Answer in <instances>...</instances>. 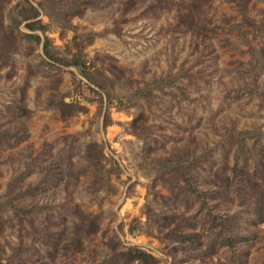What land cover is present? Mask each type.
<instances>
[{"label":"rangeland","instance_id":"1","mask_svg":"<svg viewBox=\"0 0 264 264\" xmlns=\"http://www.w3.org/2000/svg\"><path fill=\"white\" fill-rule=\"evenodd\" d=\"M176 1L0 0V264H264V0Z\"/></svg>","mask_w":264,"mask_h":264},{"label":"trees","instance_id":"2","mask_svg":"<svg viewBox=\"0 0 264 264\" xmlns=\"http://www.w3.org/2000/svg\"><path fill=\"white\" fill-rule=\"evenodd\" d=\"M172 2V4H175L174 7V11L176 13L175 17L177 19H179V22L178 23H181L183 22L184 25L186 27L189 28V30L191 31V34H195L197 37H201V38H209L210 37V34L208 32H206L207 30H210L211 31V28L205 24V21L202 22V24H199V22L201 21V19L199 17H195L194 15V12L192 9H190L189 6H184L182 2H178L176 0H170ZM188 5V4H187ZM35 10V15L38 14L36 8L34 7L33 8ZM181 12H188L187 14H181ZM175 18V19H176ZM40 21L39 20H34L33 22L31 23H28L26 24L27 27L29 29H35L37 28L35 25H37V23H39ZM113 30V29H112ZM115 31V30H114ZM100 34H103V33H100ZM37 41H40V35L38 34H34L33 36ZM48 38L45 37V40L43 42V53L46 57L48 58H51V59H57L54 57V55L50 54V51L48 49ZM247 65L249 66V63H247ZM183 67L180 68V70L182 69ZM178 72V74H181L182 72ZM107 71L110 73H114V71L112 70L111 66L109 68H107ZM113 71V72H112ZM103 72L102 71L100 73L101 77H107L105 74L103 76ZM83 75L89 79V81L91 80L93 83H94V80L92 77H90V73L86 70L84 72H82ZM184 74L186 75L187 74V70L184 71ZM192 75V74H190ZM191 80V79H189ZM245 83H248V89H250L252 91V93H255V81H250V80H247V81H244ZM96 85L99 86V87H102L101 86V83L100 81H96ZM140 89V92L142 95H145L146 97L148 96L147 93L148 91H146L145 89H143V87H139ZM257 95H260V93L258 92ZM144 97V96H142ZM261 97L260 98V104L262 101H264V94H262V96H259ZM241 134H244L243 132H240ZM245 138L244 137H240V141L241 142H244ZM264 157V155H263ZM264 159V158H263ZM263 168H264V160H263ZM184 181L186 184H189L190 183V178H186V177H183ZM250 184V188H251V192H250V195L251 197H254L253 200L251 201L252 205H251V209L254 211V214H255V219L256 221L258 222H262L264 221V189H261L259 188V184L258 182H252L250 181L249 182ZM197 190V189H196ZM206 189H202L201 191L199 192H196L195 195L201 197V200L203 203H205L206 201ZM212 207L210 208L209 212L211 211H215L216 209L213 208V207H216V204L213 203L211 205ZM213 208V209H212ZM30 211V210H29ZM225 216H216L214 217L212 220H214L215 224L219 225V229L217 230V232L215 233V237L217 236H221V234L226 230V231H231L232 230V227H235V218L233 215H229L230 213L229 212H225L224 213ZM236 236V239L237 241L239 239H242L244 238V236H238V234H235ZM232 238L227 236V235H223L222 238H221V245H228V246H232ZM133 258L135 259H140V260H144L146 257H148V255L138 249V248H133L132 250V255H131Z\"/></svg>","mask_w":264,"mask_h":264}]
</instances>
